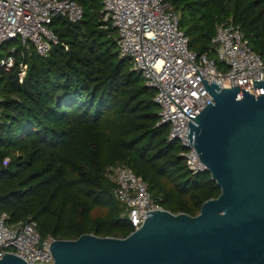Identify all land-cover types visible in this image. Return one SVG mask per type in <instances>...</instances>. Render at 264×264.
<instances>
[{"label":"trees","instance_id":"obj_1","mask_svg":"<svg viewBox=\"0 0 264 264\" xmlns=\"http://www.w3.org/2000/svg\"><path fill=\"white\" fill-rule=\"evenodd\" d=\"M75 1L82 18L51 19L58 43L46 57L30 49L23 57L18 52L11 68L0 67V212L9 222L31 216L41 238H123L132 226L108 178L121 162L158 206L197 214L218 187L206 172L191 174L182 147L167 140L153 89L118 56L113 28L100 27V0ZM172 9L189 49L207 53L218 69L225 66L210 39L227 18L264 59V0H173ZM21 59L26 69L18 82Z\"/></svg>","mask_w":264,"mask_h":264},{"label":"built area","instance_id":"obj_2","mask_svg":"<svg viewBox=\"0 0 264 264\" xmlns=\"http://www.w3.org/2000/svg\"><path fill=\"white\" fill-rule=\"evenodd\" d=\"M172 1L100 0V27L113 28L118 56L127 58L144 86L153 89L157 124L168 126L167 140L179 143V156L187 170L196 174L206 168L187 142V118H195L212 101L200 79L206 84L214 81L220 88H252V81L264 80V59L250 48L239 25L227 18L215 27L210 39L216 59L225 66V70L218 69L207 53L189 49ZM82 15L83 9L75 0H0V46L16 43L0 57V67L11 68L16 54L23 57L30 49L46 57L51 46L58 43L49 28L51 19L60 16L75 23ZM17 67V80L21 82L26 63L21 59ZM108 178L113 183V198L132 226L131 232L142 225L149 211L163 209L152 200L142 178L126 164L110 167ZM52 240L40 237L31 216L9 222L7 213L0 212V258L12 253L26 264L52 263Z\"/></svg>","mask_w":264,"mask_h":264},{"label":"water","instance_id":"obj_3","mask_svg":"<svg viewBox=\"0 0 264 264\" xmlns=\"http://www.w3.org/2000/svg\"><path fill=\"white\" fill-rule=\"evenodd\" d=\"M200 80L212 101L187 118V142L219 194L193 216L149 211L123 238L54 239L48 264H264V80L245 90ZM0 264L26 263L5 253Z\"/></svg>","mask_w":264,"mask_h":264},{"label":"rangeland","instance_id":"obj_4","mask_svg":"<svg viewBox=\"0 0 264 264\" xmlns=\"http://www.w3.org/2000/svg\"><path fill=\"white\" fill-rule=\"evenodd\" d=\"M15 47H16L15 42H10L9 44L4 45V47L0 48V57L4 56L6 54V52H8L9 50H11Z\"/></svg>","mask_w":264,"mask_h":264}]
</instances>
